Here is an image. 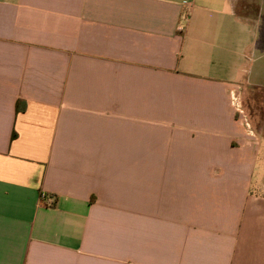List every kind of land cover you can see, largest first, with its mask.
<instances>
[{"label": "crops", "instance_id": "crops-1", "mask_svg": "<svg viewBox=\"0 0 264 264\" xmlns=\"http://www.w3.org/2000/svg\"><path fill=\"white\" fill-rule=\"evenodd\" d=\"M249 91L264 0H0V264H264Z\"/></svg>", "mask_w": 264, "mask_h": 264}, {"label": "rangeland", "instance_id": "rangeland-1", "mask_svg": "<svg viewBox=\"0 0 264 264\" xmlns=\"http://www.w3.org/2000/svg\"><path fill=\"white\" fill-rule=\"evenodd\" d=\"M243 107L248 121L251 123L252 129L254 131L258 130L264 133V94L247 92L244 95ZM258 128V129H257ZM261 147V160H259L257 165V170H260V164L262 162L264 168V140H260ZM262 170V169H261ZM256 184V183H255ZM257 185V184H256ZM264 186V178H263Z\"/></svg>", "mask_w": 264, "mask_h": 264}, {"label": "built area", "instance_id": "built-area-1", "mask_svg": "<svg viewBox=\"0 0 264 264\" xmlns=\"http://www.w3.org/2000/svg\"><path fill=\"white\" fill-rule=\"evenodd\" d=\"M234 97V96H233ZM233 100H235V97L233 98ZM242 112V111H241ZM243 113V112H242ZM245 116H246V114H245ZM245 119H246V117H244ZM247 121V120H246ZM248 125V124H247ZM43 198L45 197V195L43 194V196H42ZM50 200H52V199H50V198H48V201H50Z\"/></svg>", "mask_w": 264, "mask_h": 264}]
</instances>
